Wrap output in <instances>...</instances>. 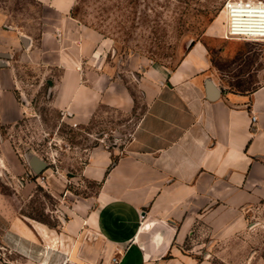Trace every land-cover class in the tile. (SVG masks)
<instances>
[{
    "label": "crops",
    "instance_id": "1",
    "mask_svg": "<svg viewBox=\"0 0 264 264\" xmlns=\"http://www.w3.org/2000/svg\"><path fill=\"white\" fill-rule=\"evenodd\" d=\"M39 1L46 10L37 35L16 31L0 7V125L29 111L19 97L21 62L58 74L53 104L75 123L100 104L130 108L133 96L109 77L108 39L73 16L75 0ZM214 67L195 41L174 68H147L139 79L146 107L125 152L91 147L81 173L98 189L67 206L66 196L51 210L54 223L0 209V244L20 258L10 264H114L119 251L117 264H214L191 243L198 223L235 233L264 203V80L238 88ZM208 78L220 88L216 99ZM0 158L2 170L32 172L5 141Z\"/></svg>",
    "mask_w": 264,
    "mask_h": 264
},
{
    "label": "rangeland",
    "instance_id": "2",
    "mask_svg": "<svg viewBox=\"0 0 264 264\" xmlns=\"http://www.w3.org/2000/svg\"><path fill=\"white\" fill-rule=\"evenodd\" d=\"M225 2L75 0L73 16L108 39L104 61L112 67L109 77L117 89L128 90L133 105L122 109L100 104L88 122L75 123L53 104L51 84L58 74L21 62L18 77L23 93L19 97L28 101L29 111L17 124L0 125V143L5 141L23 163L29 165L31 156L37 154L49 165L41 173L16 176L13 170L1 169L5 166L0 158V209L54 223L51 210L62 209L66 196L67 206L75 198L94 194L98 182L81 173L89 149L105 145L125 152L146 107L140 77L151 66L174 68L195 41L207 46L214 71L226 82L238 88H253L262 82L264 41L226 39ZM0 7L16 31L38 34L46 10L42 2L0 0ZM211 27L215 30L210 33ZM218 229L205 220L198 223L191 243L201 244L203 256L214 264H264V203L252 214L246 213L244 226L235 233ZM12 258L20 259L0 244V264H10Z\"/></svg>",
    "mask_w": 264,
    "mask_h": 264
},
{
    "label": "built area",
    "instance_id": "3",
    "mask_svg": "<svg viewBox=\"0 0 264 264\" xmlns=\"http://www.w3.org/2000/svg\"><path fill=\"white\" fill-rule=\"evenodd\" d=\"M225 8L229 15L226 39L264 41V0H226ZM256 119L253 115L252 121ZM141 217L145 220L146 215ZM118 253L112 257L114 264L120 260Z\"/></svg>",
    "mask_w": 264,
    "mask_h": 264
},
{
    "label": "water",
    "instance_id": "4",
    "mask_svg": "<svg viewBox=\"0 0 264 264\" xmlns=\"http://www.w3.org/2000/svg\"><path fill=\"white\" fill-rule=\"evenodd\" d=\"M23 39L27 43V37L23 36ZM206 87L208 91V97L210 99H216L217 97H219L220 88L214 83L211 78L206 79ZM48 165L49 163L37 154H33L29 159V166L36 174L45 171L48 168Z\"/></svg>",
    "mask_w": 264,
    "mask_h": 264
},
{
    "label": "bare ground",
    "instance_id": "5",
    "mask_svg": "<svg viewBox=\"0 0 264 264\" xmlns=\"http://www.w3.org/2000/svg\"><path fill=\"white\" fill-rule=\"evenodd\" d=\"M223 16H224L223 22L225 23L224 24V28H225L224 32H225L227 27H228V23H229V15H228L227 9L225 7L223 9Z\"/></svg>",
    "mask_w": 264,
    "mask_h": 264
},
{
    "label": "trees",
    "instance_id": "6",
    "mask_svg": "<svg viewBox=\"0 0 264 264\" xmlns=\"http://www.w3.org/2000/svg\"><path fill=\"white\" fill-rule=\"evenodd\" d=\"M116 161V157L113 159V163Z\"/></svg>",
    "mask_w": 264,
    "mask_h": 264
}]
</instances>
